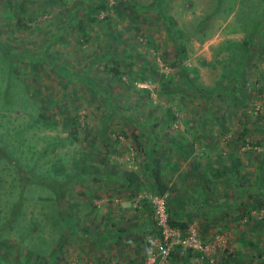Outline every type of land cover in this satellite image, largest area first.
<instances>
[{"label":"rangeland","instance_id":"rangeland-1","mask_svg":"<svg viewBox=\"0 0 264 264\" xmlns=\"http://www.w3.org/2000/svg\"><path fill=\"white\" fill-rule=\"evenodd\" d=\"M15 1L25 6L22 16L27 26L17 25L6 0H0V41L7 40L9 51L27 59L17 57L8 64H16L23 86L6 88L9 66L0 65V145L7 150L0 162V264H46L54 254L52 264L101 261L98 258L104 254L97 257L101 248L97 241L102 240L95 238L106 228L105 208L115 199L105 197L102 187L90 203L83 190L103 184L102 178L96 183L92 175L94 165L105 156L122 169L136 165L142 174L136 193L117 183H112V190L121 192L116 202L127 203L125 210L146 208L151 221L158 192L147 176V164L159 157L163 178L176 188L164 195L165 205L170 212L177 209L190 217L188 227L210 243L206 252L191 255L176 244L171 250L175 258L170 257L168 264H206L205 259L220 264L227 251L235 254L233 264H260L264 204L251 205L257 198L264 203V19L251 47L246 50L243 43L264 16V0ZM99 1L104 6H97ZM92 7H99L98 19L89 21ZM166 13L182 32L187 54L182 66L195 77L194 88L185 81V70L170 65L180 39L168 34L161 21ZM75 15L87 20L84 31L73 24ZM116 55L119 76L111 68ZM241 65L237 80L235 70ZM165 79H171L168 87H162ZM231 85L237 86L238 99ZM209 91L221 94L212 96ZM41 112L48 119H38ZM245 126L249 131L238 138ZM107 139L110 148L105 146ZM233 154L238 158L235 177L226 173L215 177L209 165L219 162L220 167L218 156L229 166ZM13 158L15 167L21 163L27 174L42 181L24 187L22 212L6 225L10 206L19 196L16 169L5 162ZM77 158L93 166L89 175H80L84 183L77 179L68 183L66 199L80 202L67 209L75 222L68 229L71 220L62 204L56 207V192L46 182L64 178L51 166L69 167ZM54 207L55 213L59 211L57 222L47 217ZM113 215L126 226L128 217ZM28 224L31 229L25 232ZM156 230L142 229L141 240L124 241L122 250L110 246L114 254L109 258L105 254L102 263L130 264L151 255L156 251L151 240ZM30 240L39 244L35 250L45 249L44 254L27 258ZM117 248L121 251L116 255Z\"/></svg>","mask_w":264,"mask_h":264},{"label":"trees","instance_id":"trees-1","mask_svg":"<svg viewBox=\"0 0 264 264\" xmlns=\"http://www.w3.org/2000/svg\"><path fill=\"white\" fill-rule=\"evenodd\" d=\"M22 1L24 3L26 2V0H22ZM161 1L162 0H159V2H161ZM99 2H100V4L98 3L97 6H100V7L104 6V2H101V1H99ZM5 6L8 7V8L9 7L11 8L12 15L16 17L15 22L17 23V25H19L20 27L27 26V23H25L24 18L22 16V14H23L22 12L25 11V6H24V4L22 2H16L15 0H6ZM98 8H95V7L91 8V10L88 13L89 16L87 17L88 18L87 20L92 21V20H97L98 19V15H97ZM86 12H88V11L86 10L85 13ZM7 15L9 16L10 14H7ZM29 17H30V15H29ZM263 19H264V16H261V19L256 21L252 32L248 35V38L245 39V41L243 43V48H245L246 50H248L251 47V43H252V41H253V39L255 37V34L260 31L261 22H262ZM87 20L79 17V15H75V17L73 18L72 22L79 29L84 31L83 29H84V26H85V23L87 22ZM161 21L166 23L165 25L168 28L167 32H168V34H171L170 35L171 37H176L177 36V38L180 39V41H176L175 42L174 53H173V56H172V58L170 60V65L173 66V67L180 66L183 70H185V72H184L185 81L187 82L188 85H190L192 87L193 84H194L195 77L188 75L186 73V70H187L186 67L182 66V64L184 62V59L187 56L186 47H185L184 43L181 40V33L182 32L177 28L178 26L176 25V21H175L174 17L171 14H167V13L164 14L163 17H161ZM4 45H6L7 48L3 47ZM8 46H10V43L7 40H5V41L1 40L0 41V65H8V64H11L14 59H17V57H25L24 55H22V53L9 51ZM18 53L20 54V56H17ZM106 54H107V56L110 55L109 53H105V55ZM7 58H9V60ZM26 59H27V57H25V60ZM114 60L116 61V64L112 65L111 68L113 70H115V73H117L118 76H119L120 75L119 74L120 73V71H119L120 68H119L118 65L120 64V58L118 57V55L115 56ZM25 62H27V61H25ZM15 65H13V66L12 65H8L9 67L6 70L7 71V79H8L7 81H5L6 82L5 83V87L6 88L9 87V86H12V84L16 85L18 83H20L23 86V83L21 82V80L18 79L19 78V71H18V67L15 66ZM143 65H145V64H143ZM238 67L235 70V78L237 80H240L241 79L240 71H241L242 65L238 66ZM162 82H163L162 87H168V85L171 82V79H165ZM193 88H194V86H193ZM231 88H233V90H234V97L236 99H238L240 96L238 95L239 93L237 92V89H238L237 86H234V85L232 86L231 85ZM213 92L216 95L221 94V91H213ZM213 92L209 91L208 94L212 95ZM209 112H210V109H208L207 114H209ZM37 118L46 120V119H48V115L46 113L41 112V113H38ZM43 123H44V121H43ZM46 123H47V121H46ZM249 129H250V126H245L244 130L242 129V132H240L238 134V138H240L242 133L249 131ZM133 135L135 137H139V135H137V133H133ZM109 142H111V140L107 139L105 141V146L108 147V148L112 147V146L108 145ZM52 146L54 147V144ZM139 146H141L140 143H139ZM6 152H7L6 148L4 146L0 145V162H1V160H3L4 157L6 158V156H7ZM220 157H221V155H220ZM217 158H218L217 160L220 161L221 166L218 167L219 162H218V165H216V166L213 165V164H210L209 166H210V168H212V174L215 177H217L219 175H224L226 173L227 175H229L231 177H235L236 171L233 169V167H235V168L238 167V165H237V160H238L237 155L236 154L231 155V164L229 166H226V165L222 164V161H221V159L218 156H217ZM5 162L10 163V164H12L15 167V159L14 158L11 159V161H5ZM83 162L84 161L81 158H77V159L73 160L72 164L69 165V167H67L65 165L59 166V165L54 164L53 166H51L52 171H54L56 173H57V171H60L59 174L63 173L64 174V178L59 179V178L53 177L52 179L48 180V182H46L47 184H51V186L53 187V189L55 190L56 195H57V197H55L56 201L53 199V196L48 195L50 200H51V202L55 201V203L57 204L56 207H58L59 204H62L63 205V209H64L63 211L66 213V216L71 220L69 222L70 226L67 224L68 227H69L68 229H70L71 226L75 225V222H74V219H73L72 215L70 214L71 211H69L67 209H68L69 206L76 208V207H79V205H80V202H78L75 198H67L66 199V194H67V191L69 190L68 183L76 182V179L78 181H80V182L83 181V183H84L85 181H84V177L83 176L89 175V172L87 170H89V168H91V166H93V165H90L88 163H83ZM100 162L104 163L106 165V168L109 171L107 170L105 172V169L102 170L100 167H96V172H94V174L92 175V177L96 180V183H98V180H99L98 175L101 174L100 172H102V173L106 174L109 178H111V179L107 180V181L111 180L108 183H111V182L112 183H117L121 187L130 188V190H132L134 192L138 189V187H140L142 174L137 169H134V168L122 169V168H120V166L117 165L118 161H113V160L109 161L107 156L102 157ZM94 166H97V165L95 164ZM66 167L68 168V170L66 169ZM15 169H16V172L18 174L17 175V182H18V187H19V196L13 201V203L10 206V211H9L10 213L8 215L7 220L5 221L6 225L13 224L15 222L16 218L22 212V193H23L24 187L27 184H35V183L40 184L41 181H42L41 179L39 181L40 177H37L38 179H36L35 177L27 174V170L24 169V166L21 163H19V166L15 167ZM80 175H83V176L80 177ZM115 175H116V177H115ZM77 176H79L80 178L77 177ZM147 176L150 179L151 185L158 192L157 193L158 195H165L170 190H176L175 186L173 185L174 184L173 182L169 183L168 181H166L163 178L162 166H161V161H160L159 157H155L154 158L153 164L151 163V161H148V164H147ZM45 177H46V175H45ZM207 180H209V179L207 178ZM208 182H209V184H211L210 180ZM208 182L206 183L207 185H208ZM94 188L95 189H93V191L92 190L91 191L83 190V192L89 197L90 203H92L93 198L100 196L99 190L102 189V187L100 185H96V186H94ZM200 193H201L200 196L205 199V193H203V190ZM72 196L74 197V195H72ZM64 202H66V205L63 204ZM181 204L183 205L184 203L181 202ZM263 204H264L263 200L260 199V198H257L254 201V203H252L251 206L257 207V206H260V205H263ZM52 205H53V203H52ZM144 205L148 209L152 210L150 205H148L146 202L144 203ZM56 207H54L52 210L49 209L47 211V217H52V218L55 217L56 218V215L59 212V211H57L55 213V211H56L55 208ZM93 207H95L94 204H93ZM248 210H246V212H248ZM89 211H91V210H89ZM166 212H167L168 222H169V224L171 226L179 227L182 230H185L187 228L190 217H188L189 218L188 219L184 215V213H181L180 211H177V209L170 212L167 206H166ZM59 215L61 216V215H63V213L62 214L60 213ZM63 217H60L59 220L62 219L64 221ZM62 220H61V222H62ZM57 221L58 220L56 218L54 220V222H57ZM110 221H112V220H110ZM152 222L154 223V224H152V226H153L152 229L156 230V228H157V230H156L157 234L156 235H159L160 234V229H159V226H158V224L156 222V219L152 220ZM30 223L33 224L34 222L30 221ZM64 223L66 225V222H64ZM112 223H113V221H112ZM31 224L27 225V229L25 230V232H29V230L31 229ZM62 232H60L62 235L65 234V233H62ZM71 232H75V231L71 230ZM200 237L202 239L201 235H200ZM64 239H65V237H64ZM30 242H31V240H30ZM62 242L63 241L60 240L59 242L56 243L58 245V247L61 246ZM31 243L32 244L30 245V249L27 252V258L33 256L34 254H36V255L38 254V257L40 255L44 254L45 249L35 250V248H39L40 247L38 243H35L33 241ZM56 251H57V249L55 250V252ZM188 251H189L190 255L191 254H199V253L202 252V251H200L198 249H193V248H190V247L188 248ZM225 253L226 254L223 255L220 264H233L231 260H232V256L235 255L234 252L233 251H227ZM172 254L173 253L170 252L169 258L170 257L171 258H175L174 256L172 257ZM1 257H2V261L4 262V259H6V255L2 253ZM56 257H57L56 254H54L53 256H50L49 258H47L46 259V261H47L46 264L47 263L52 264V262H54V259ZM205 262H206V264H212V262H209L208 259H205ZM28 264H31V262L29 261ZM239 264H246V263H243L242 261H240ZM260 264H264V260H261Z\"/></svg>","mask_w":264,"mask_h":264},{"label":"crops","instance_id":"crops-1","mask_svg":"<svg viewBox=\"0 0 264 264\" xmlns=\"http://www.w3.org/2000/svg\"><path fill=\"white\" fill-rule=\"evenodd\" d=\"M98 162L99 163L96 164L97 167H100L102 170L105 169V172H106L108 170L106 168V165L100 161H98ZM132 168H137V167H136V165H134V167H132ZM100 173L101 174L98 175V178L99 179L102 178L103 184L101 185V187L105 188L104 196L108 197L110 199L114 198L115 200L109 202V205L106 206V208H105L107 213H106L104 219H105V222L108 220V224H106V228L104 229V227H103V231L101 232V234L100 233H99V235L96 234L97 236L95 239H101L102 240L101 242L97 241L98 242L97 245H100L99 247H101L100 249H98V256L97 257H99L100 255H103V254L104 255H103V258H101V257L98 258L101 261H97V258H96L95 261L93 262L94 264H103V263H105L104 262L105 254H106L107 258H109L110 255L112 256L114 254V250H113V248L111 249L110 246L116 245V246H118V248H121L124 241L129 243V242H132L133 240H137V239L141 240V230L142 229H144V230L150 229L152 231V228H153L152 221L150 218L151 217L150 212L148 210H146V208H137V209L133 210L134 208L129 209L127 207V209L125 210V207H126L125 204H127V203L123 202L122 200L120 201V203L116 202V200L120 197L121 192H118L117 189L113 191L112 189H115L114 184H112V182L108 183L111 180L107 181L111 178H109L106 174H104L102 172H100ZM115 177H116V175H115ZM106 182H107V185H105ZM114 210H117V211H114ZM120 213H122V214H120ZM113 214H117L116 219H120V218L126 219V217H128V219L125 222L126 226L120 225V224H118V222L113 220L112 219V218H114ZM140 217H141V219H140ZM132 218L135 219V222H133ZM109 219H112L113 223H112V221H109ZM137 220L138 221L140 220V223ZM127 227H129V230L127 229ZM93 234L95 235V233H93ZM93 234L91 233L92 237H94ZM102 235L105 236V239L102 238ZM121 250H122V248H121ZM121 250L118 249L116 255L119 254L118 252H120Z\"/></svg>","mask_w":264,"mask_h":264},{"label":"built area","instance_id":"built-area-1","mask_svg":"<svg viewBox=\"0 0 264 264\" xmlns=\"http://www.w3.org/2000/svg\"><path fill=\"white\" fill-rule=\"evenodd\" d=\"M153 200L154 217L160 229V234L151 239L156 251L144 259H135L130 264H168L169 254L176 244L204 252L209 249L210 243L204 242L195 228L187 226L182 230L169 224L164 195H157Z\"/></svg>","mask_w":264,"mask_h":264}]
</instances>
